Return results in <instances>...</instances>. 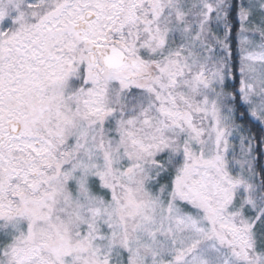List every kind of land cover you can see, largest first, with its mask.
I'll return each mask as SVG.
<instances>
[{
    "label": "snow or ice",
    "instance_id": "snow-or-ice-1",
    "mask_svg": "<svg viewBox=\"0 0 264 264\" xmlns=\"http://www.w3.org/2000/svg\"><path fill=\"white\" fill-rule=\"evenodd\" d=\"M0 264H264V0H0Z\"/></svg>",
    "mask_w": 264,
    "mask_h": 264
}]
</instances>
